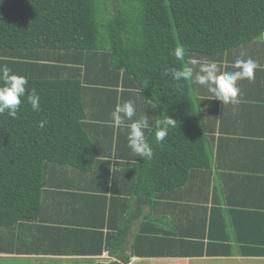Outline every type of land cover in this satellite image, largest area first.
<instances>
[{
    "label": "trees",
    "instance_id": "obj_1",
    "mask_svg": "<svg viewBox=\"0 0 264 264\" xmlns=\"http://www.w3.org/2000/svg\"><path fill=\"white\" fill-rule=\"evenodd\" d=\"M121 1V10L113 5L115 13L103 25L98 0H0V66L27 77L28 89L40 96L39 111L25 98L17 119L0 114V232L38 218L49 166L81 174L92 169L97 151L84 126L89 90L108 91L114 106L131 100L155 114L146 130L153 159L139 163L136 177L141 201L149 203L165 188L184 185L193 170L211 167L191 96L196 84L181 81L178 88L163 72L193 57L215 60L229 71L232 53L243 57L253 43L264 45V0ZM181 46L185 55L177 58L173 52ZM162 113L178 124L157 142L155 122ZM43 120L47 124L38 127ZM171 234H157V246L147 250L133 245L127 256L122 228L105 238L100 234L98 252L104 248L120 261L108 264L203 255V242L180 250L181 241L169 239ZM244 244L243 254L264 256V242ZM6 251L0 242V252Z\"/></svg>",
    "mask_w": 264,
    "mask_h": 264
},
{
    "label": "crops",
    "instance_id": "obj_2",
    "mask_svg": "<svg viewBox=\"0 0 264 264\" xmlns=\"http://www.w3.org/2000/svg\"><path fill=\"white\" fill-rule=\"evenodd\" d=\"M243 55L229 56V71L236 58L248 56L260 68L253 81L238 82V104L203 100L211 97L197 84L191 91L211 167L193 170L184 185L165 188L149 203L135 195L143 159L128 148L127 129L111 123L114 99L108 91H87L84 126L97 151L92 169L81 174L48 167L38 218L0 232L7 249L0 252V264L120 263L104 248L98 250L100 234L105 238L122 228L127 256L133 245L138 250L157 246L153 239L159 233H173L169 239L180 240V250L204 243L202 256L130 257L128 264H264V256L241 250L247 241L264 242V45L253 43ZM145 113L150 121L154 118L152 110L137 108L138 116Z\"/></svg>",
    "mask_w": 264,
    "mask_h": 264
},
{
    "label": "clouds",
    "instance_id": "obj_3",
    "mask_svg": "<svg viewBox=\"0 0 264 264\" xmlns=\"http://www.w3.org/2000/svg\"><path fill=\"white\" fill-rule=\"evenodd\" d=\"M173 55L183 58L185 49L178 47ZM232 67L234 70L224 71L215 60L193 57L181 68L165 69L163 75L171 76L172 80L177 82L178 88L182 87L181 81L189 80L203 86L211 97L203 100L215 99L223 105H235L240 102L241 89L238 82L245 79L253 81L260 64L252 58H237ZM28 84L27 77L14 73L7 65L0 66V114L6 113L12 119H17L25 98L33 111L40 110V96L35 88L29 90ZM111 123L114 127L127 129V146L136 157L144 161L153 159L154 150L146 137V130L152 127L149 116L146 113L138 116L133 101L117 104L111 113ZM45 124L47 120L41 121L38 127L43 128ZM177 124L176 120L162 113L161 118L155 122L156 141L162 142L170 129L175 128Z\"/></svg>",
    "mask_w": 264,
    "mask_h": 264
},
{
    "label": "rangeland",
    "instance_id": "obj_4",
    "mask_svg": "<svg viewBox=\"0 0 264 264\" xmlns=\"http://www.w3.org/2000/svg\"><path fill=\"white\" fill-rule=\"evenodd\" d=\"M117 4L120 8L119 10H121L123 6V3L121 0H98L96 10L100 14V18L102 19L101 22L103 25L106 24L107 21L113 17L115 13L114 11L115 8H113V5L117 6ZM108 8H109V11H108Z\"/></svg>",
    "mask_w": 264,
    "mask_h": 264
}]
</instances>
